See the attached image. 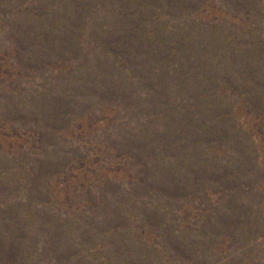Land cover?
Here are the masks:
<instances>
[{"label":"rangeland","instance_id":"obj_1","mask_svg":"<svg viewBox=\"0 0 264 264\" xmlns=\"http://www.w3.org/2000/svg\"><path fill=\"white\" fill-rule=\"evenodd\" d=\"M0 264H264V0H0Z\"/></svg>","mask_w":264,"mask_h":264}]
</instances>
